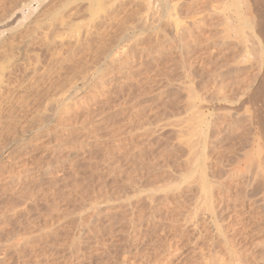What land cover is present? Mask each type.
<instances>
[{
  "label": "rangeland",
  "instance_id": "rangeland-1",
  "mask_svg": "<svg viewBox=\"0 0 264 264\" xmlns=\"http://www.w3.org/2000/svg\"><path fill=\"white\" fill-rule=\"evenodd\" d=\"M136 1L86 44L85 1L0 0V264H264V0Z\"/></svg>",
  "mask_w": 264,
  "mask_h": 264
},
{
  "label": "bare ground",
  "instance_id": "bare-ground-1",
  "mask_svg": "<svg viewBox=\"0 0 264 264\" xmlns=\"http://www.w3.org/2000/svg\"><path fill=\"white\" fill-rule=\"evenodd\" d=\"M64 2L62 3V5H61V3H59L61 6H63V7H61V8H57V6H55V10L53 11H51V12H53V14L51 15L52 16V18H53V20H60V16L61 15H63L64 13H65V10H64V12L62 13V10H63V8L65 9L66 7H68V6H70V5H72L74 2H76V1H78V0H63ZM85 1V2H84ZM136 1V0H135ZM141 1H143V0H141ZM148 1V0H147ZM164 2H165V4L169 7V5H170V7L172 8V6H171V4H169L170 3V0H163ZM175 1V0H174ZM59 1H57V3H58ZM62 2V1H61ZM79 2H80V0H79ZM82 2H84L85 3V6L83 7L84 9H81V10H83V11H85V13L86 14H84L85 15V18L87 19L86 20V31H85V29L83 30H81V28H82V26H84V24L82 25L81 24V28L80 27H78V28H74L73 29V26H76L75 24H72V22H70L71 21V19H70V21L68 22V19L67 20H65V18H68L69 16H70V14L68 13L67 15L65 14V15H63V16H61V18H62V20L60 21L61 22V24L62 25H60L61 27H59V29H55V28H57L55 25V31L56 30H58V31H56V32H58V34L59 35H61L60 33H62V31H64V32H66V34L67 33H69L68 34V36L69 37H71V36H74L73 34H75V36L77 35V39H79L78 37H80V34L81 35H84V34H82V33H80V34H76L75 32H84L85 34H87L88 36L89 35H100L101 33H102V31H105L106 29H107V26L108 25H110V23L112 24L113 22H115V21H117L116 20V18L118 17V16H120L121 17V15H119V13L120 12H118L119 10H123V9H121V8H124V10L127 8H125V5L129 2L128 0H82ZM82 2H80L81 4H82ZM137 2V1H136ZM139 2H140V0H139ZM138 2V3H139ZM149 2V1H148ZM161 2V1H160ZM172 2V1H171ZM196 2V1H195ZM56 3V4H57ZM77 3V2H76ZM79 3V4H80ZM130 3H131V0H130ZM130 3H128V5L130 4ZM175 3V2H174ZM59 4H58V6H59ZM70 4V5H69ZM78 4V5H79ZM145 4V3H144ZM160 4V3H159ZM164 4V5H165ZM134 5V4H133ZM138 5V4H137ZM175 5V4H174ZM76 6V5H75ZM152 6V5H151ZM158 6V5H157ZM162 6V5H161ZM78 7V6H77ZM134 7V6H133ZM138 7V6H137ZM145 7V6H144ZM75 8V7H74ZM73 8V9H74ZM151 8V7H150ZM170 8V9H171ZM62 9V10H61ZM66 9H68V8H66ZM71 9V8H70ZM167 9V8H166ZM76 10H80V7H78ZM75 10V11H76ZM137 10V9H136ZM135 10V11H136ZM71 11V10H70ZM69 11V12H70ZM82 11V12H83ZM165 11V10H164ZM175 11V10H174ZM133 12V11H132ZM67 13V12H66ZM72 13L74 14L75 12H73L72 11ZM84 13V12H83ZM117 13H118V16H117ZM122 13V12H121ZM120 13V14H121ZM133 13H136V12H133ZM78 14H79V11H78ZM125 14V13H124ZM69 15V16H68ZM76 15V14H75ZM136 15V14H135ZM64 16H68V17H64ZM76 16H78V15H76ZM124 16H126V15H124ZM181 16V15H180ZM59 17V18H58ZM81 17H84V16H81ZM73 18V17H72ZM65 21H64V20ZM80 19V18H79ZM79 19H77V20H79ZM138 19V18H137ZM168 19V18H167ZM76 20V19H75ZM76 20V21H77ZM67 21V22H66ZM73 21V20H72ZM75 21V22H76ZM120 21V19H118V22ZM136 21V20H135ZM156 21V20H155ZM59 22V23H60ZM63 22V23H62ZM64 22H66V23H64ZM85 21H83L82 23H84ZM57 23H58V21H57ZM57 23H56V25H57ZM59 23H58V25H59ZM73 23H74V21H73ZM129 23H131V22H129ZM115 24H117V22L115 23ZM119 24V23H118ZM145 24V23H144ZM148 24H149V22H148ZM77 25H78V23H77ZM136 25H138V24H136ZM115 26V25H114ZM127 26H128V23H127ZM131 26V25H130ZM129 26V27H130ZM138 26H140V25H138ZM112 27H113V25H112ZM125 27H126V25H125ZM124 27V28H125ZM142 27H144L143 26V24H142ZM127 28V27H126ZM125 28V29H126ZM132 28V27H131ZM147 28H148V26H147ZM154 28V27H153ZM91 29H93L92 30V32H91ZM128 29H130V28H128ZM135 29V28H134ZM60 30H61V32H60ZM73 30L75 31V32H73ZM122 30V29H121ZM148 30V29H147ZM155 30V29H154ZM73 32V33H72ZM155 32V31H154ZM139 33V32H138ZM103 34V33H102ZM105 34H106V32H105ZM126 34V33H125ZM130 34V33H129ZM132 34V33H131ZM79 35V36H78ZM119 35V34H118ZM86 36V35H85ZM85 36L84 37H82L83 39L85 38ZM88 36H86V37H88ZM104 37H105V35H103ZM103 36H102V38L100 37V39H98V37H97V39H98V44L100 45L104 40H102V42H100L99 43V40H101V39H103ZM125 36H127V35H125ZM155 36V35H154ZM121 37V36H120ZM75 38V37H74ZM81 38V37H80ZM82 38H81V40H82ZM93 38V37H92ZM91 38V39H92ZM122 38V37H121ZM124 38V40L126 39L125 37H123ZM129 38H130V35H129ZM132 38V37H131ZM130 38V39H131ZM88 39V38H87ZM87 39H84V41L85 40H87ZM91 39H89V40H91ZM96 39V40H97ZM129 39V40H130ZM160 39V38H159ZM94 40V39H93ZM95 40V41H96ZM128 40V39H127ZM128 40V41H129ZM77 41V44H81V43H78V40H76ZM83 41V40H82ZM88 41V40H87ZM94 41V42H95ZM118 42H119V40H117ZM117 41L116 42H113L112 43V41L111 42H109V44H105V46H104V43L101 45V47L98 45V44H96V46L98 47V48H102V46H104V47H106V45H109L110 47H109V49H107V51L104 49L103 51H101L102 53H104L105 51H106V53H108V55H109V53H110V55H111V52L114 50V48H115V44L114 43H117ZM134 41V40H133ZM152 41V40H151ZM92 42V41H91ZM90 42V43H91ZM84 43V42H83ZM85 43H86V41H85ZM88 43V42H87ZM86 43V44H87ZM96 43V42H95ZM110 43H111V45L112 44H114V45H110ZM119 43H122V42H119ZM125 43V42H124ZM128 43V42H127ZM92 44V43H91ZM94 44V43H93ZM123 44V43H122ZM82 45V44H81ZM118 45V44H117ZM128 45V44H127ZM84 46V45H83ZM88 47V49L86 48V50H88L89 51V45H87ZM121 47H123V46H125L126 47V45H124L123 44V46L122 45H120ZM131 45H129V46H127L126 47V50L127 51H132L133 50V47H130ZM96 47V48H97ZM124 47V48H125ZM128 47H130V49L128 48ZM79 48H80V46H79ZM108 48V47H107ZM120 47H117V49H118V51L119 50H121L122 48H120ZM124 48L122 49L123 51H124V54H126V52H125V50H124ZM132 48V49H131ZM84 49V48H83ZM82 49V50H83ZM103 49V48H102ZM121 50V51H122ZM115 51V50H114ZM114 51H113V53H114ZM117 51V52H118ZM121 51H119V54H122L121 53ZM122 51V52H123ZM116 52V51H115ZM116 52V54H118ZM133 52V51H132ZM131 52V53H132ZM101 53V55L100 56H98L97 58H100V57H103V54ZM113 53H112V55H113ZM130 53V54H131ZM116 54H114V55H116ZM86 55V54H85ZM133 55H134V52H133ZM118 56V55H117ZM129 55H127V57H128ZM131 56V55H130ZM108 57V56H107ZM119 57V56H118ZM116 58V57H115ZM101 59H103V58H101ZM101 59H99V60H101ZM108 59H111L110 61H113L112 59V57L110 56ZM121 59V58H120ZM99 60H97V61H99ZM116 60V59H115ZM130 60V59H129ZM107 61V60H106ZM103 62V61H102ZM108 62V61H107ZM109 63V62H108ZM210 72V71H209ZM1 74V73H0ZM189 90V89H188ZM194 90V89H193ZM190 92H192V91H190ZM189 92V93H190ZM193 98H194V96H193ZM229 98V97H228ZM191 99V98H190ZM189 99V100H190ZM187 102H189V101H187ZM192 102V101H191ZM190 108V107H189ZM231 108V107H230ZM254 133L255 134H257V131H254ZM243 138V137H242ZM255 138V137H254ZM257 138V137H256ZM209 139V138H208ZM244 139H246V138H244ZM201 141V140H200ZM213 141V140H212ZM240 142V141H239ZM243 143V142H242ZM192 144H193V142H192ZM244 145V144H243ZM199 155V154H198ZM201 155V154H200ZM203 155V154H202ZM207 155V154H206ZM212 156V155H211ZM222 156V155H221ZM205 158H209L208 156H206V157H204V159ZM211 158H213V157H211ZM211 158H209V159H211ZM214 158H216V157H214ZM199 159V158H198ZM218 159V160H217ZM217 159L215 160H213L212 162V164H214V163H216V164H214V165H217L218 164V162H221L222 163V161H219L220 160V158H218L217 157ZM197 161V160H196ZM204 161H206V159L204 160ZM217 161V162H216ZM193 162V161H192ZM194 162H195V160H194ZM193 162V163H194ZM208 162H211L210 160L208 161ZM205 163V162H204ZM220 163V164H221ZM263 163H264V160H263ZM206 164V163H205ZM211 164V163H210ZM204 165V164H203ZM208 165V164H207ZM219 165V164H218ZM264 165V164H263ZM189 166V165H188ZM211 166L212 165H210V168H211ZM208 167H209V165H208ZM207 167V168H208ZM214 167V166H213ZM212 167V169H214ZM236 167V166H235ZM204 168H205V170H208V169H206V167H202L200 164H196L195 166H194V164H193V166H192V171H195V172H193V173H195L196 175L198 174V177L196 178L197 179V183H198V179H199V182H200V191H201V193L200 194H202V197H201V199H202V205H203V208H205V209H207V210H209V209H211V210H213V208L215 207H217V205H218V203H216L215 204V198H213L212 196H214V194L212 195H210V190L211 189H213V188H210L209 189V185H208V181H207V179L205 178V170H204ZM233 168V167H232ZM231 168V170L232 171H230L231 172V174H232V172H234V170ZM217 169V168H216ZM211 170H209V172H210ZM235 171H237V173L239 174V172H240V170L238 171L237 170V168L235 169ZM243 171V170H242ZM207 172V171H206ZM211 173H212V171H211ZM217 173V172H216ZM236 173V172H235ZM236 173V174H237ZM242 172H240V174H241ZM191 174H192V172H191ZM190 173H189V175L187 174V178L185 177H183L182 179L183 180H188L189 179V177L190 176H193V175H195V174H193V175H191ZM207 174V173H206ZM225 174V173H224ZM227 174H229V173H227ZM230 174V175H231ZM145 175V174H144ZM234 175V174H233ZM242 175V174H241ZM212 176V175H211ZM210 176V177H211ZM217 177V176H216ZM230 177V176H229ZM194 179V178H193ZM212 179V178H211ZM182 180V181H183ZM195 180V179H194ZM214 180V179H213ZM165 181V180H164ZM209 181H210V178H209ZM166 182H168V181H166ZM185 182V181H184ZM213 182V181H212ZM162 183H163V181H162ZM187 183H188V181H187ZM194 183V182H193ZM133 184V183H132ZM152 184V183H151ZM185 184V183H184ZM190 184V183H189ZM223 184V183H222ZM221 184V185H222ZM236 184H237V182H236ZM197 185V184H196ZM211 185V187H213V185L212 184H210ZM238 185H239V183H238ZM163 186V185H162ZM185 186V185H184ZM184 186H183V188H181V190H183L184 189ZM199 186V185H198ZM235 186V185H234ZM171 187V186H170ZM218 187V186H217ZM232 187V186H231ZM165 188H166V186H165ZM179 188V187H178ZM187 188H188V186H187ZM227 188H228V186H227ZM230 188V187H229ZM138 189V188H137ZM199 189V188H198ZM197 189V190H198ZM217 189V188H216ZM233 189V188H232ZM235 189V188H234ZM165 190V189H164ZM181 190H179V191H181ZM220 190V189H219ZM222 190V189H221ZM237 190H239L238 188H237ZM153 191H155V190H153ZM172 191V190H171ZM178 191V192H179ZM196 191V190H195ZM231 191V190H230ZM234 191V190H233ZM232 191V192H233ZM221 192V191H220ZM211 193H212V190H211ZM215 193V192H214ZM235 193V192H234ZM157 194V193H156ZM169 194V193H168ZM216 194V193H215ZM222 194H224V195H221L222 197L219 199V200H217L216 199V201L217 202H219L220 201V203L222 204L221 206H220V213H219V215H218V213L216 214V212H215V214L216 215H218V217H219V219H222V218H224L223 220H227V222H236L237 224L238 223H242L241 225H240V227H236L235 229H233V234H232V236H233V238H236L235 237V235L236 234H238V233H235V231H237V230H240L241 228H242V226H244V223H243V221H242V219H240V220H236V216H238L239 214H232V215H229L228 213H230V211L229 210H231L232 208H236L235 207V203H233V202H230V198H229V202L230 203H232V208L230 207V206H226L229 202L228 201H226L227 199H228V197H231V193H229V195H228V193H227V191H223L222 192ZM194 195V194H193ZM220 195V194H219ZM239 195V194H238ZM152 196V195H151ZM168 195H166V197H167ZM177 196V195H176ZM194 196H196V197H198L197 196V194L196 195H194ZM235 196V195H234ZM233 196V197H234ZM132 197V196H131ZM173 197V196H172ZM193 197V196H192ZM215 197V196H214ZM218 197V196H217ZM238 197V196H237ZM128 198V197H127ZM151 198V197H150ZM153 198V197H152ZM164 198V197H163ZM168 198V197H167ZM166 198V199H167ZM232 198V197H231ZM236 198V197H235ZM239 198V197H238ZM114 199V198H113ZM141 199V198H140ZM165 199V198H164ZM172 199V198H171ZM177 199V198H176ZM199 200H197V203L198 202H200V198H198ZM240 199V198H239ZM106 200V199H105ZM115 200V199H114ZM120 200V199H119ZM237 200V199H236ZM165 201V200H164ZM170 200L168 199V202H169ZM179 201V200H178ZM177 201V202H178ZM171 202V201H170ZM226 202H228L227 204H226ZM236 202V201H235ZM125 203H126V201H125ZM171 203H173V202H171ZM197 203H196V205H197ZM238 203V202H237ZM240 203V202H239ZM238 203V204H239ZM130 204V203H129ZM132 204V203H131ZM198 204H200V203H198ZM126 205V204H125ZM125 205H124V207H125ZM133 205V204H132ZM220 205V204H219ZM229 205H231V204H229ZM241 205V204H240ZM123 206V205H122ZM165 206V205H164ZM244 206V203L242 204V207ZM189 207V206H188ZM202 207V206H201ZM242 207H240L239 209H237V210H235L234 209V211L235 212H239V211H241V208ZM203 208H202V210H203ZM219 208V207H218ZM184 209V208H183ZM195 209H197V207H195ZM201 209V208H200ZM204 209V210H205ZM136 210V209H135ZM181 210V209H180ZM215 211H216V209H214ZM233 210V209H232ZM154 211V210H153ZM177 211V210H176ZM184 211V210H183ZM141 212V211H140ZM140 212H139V214H140ZM196 212V211H195ZM234 212V213H235ZM145 213V212H144ZM211 213H213V212H211ZM243 213V212H242ZM252 214V213H251ZM145 215V214H144ZM183 215V214H182ZM240 215H241V213H240ZM248 215V214H247ZM142 216H143V214H142ZM153 216V215H152ZM133 217V216H132ZM145 217H146V215H145ZM217 217V216H216ZM247 217V216H246ZM141 218V217H140ZM151 218V217H150ZM153 218V217H152ZM255 218V217H254ZM147 222L145 223V224H148V222L150 221L149 220V216H148V220L146 219V218H144ZM154 219V218H153ZM197 219V218H196ZM250 219V218H249ZM133 220V219H132ZM136 220V219H135ZM137 220H138V215H137ZM136 220V221H137ZM140 220V219H139ZM143 220V219H142ZM175 220V219H174ZM186 220V219H185ZM256 220V219H255ZM141 221V220H140ZM139 221V222H140ZM187 221V220H186ZM196 221V220H195ZM194 221V222H195ZM33 222V221H32ZM133 222H135V221H133ZM151 222V221H150ZM149 222V224L151 225V226H154V224H153V222H151L150 223ZM192 222V221H191ZM201 222V221H200ZM181 223V222H180ZM197 224L195 225L196 226V228H199V227H197V226H201V225H203L202 223L201 224H198L199 222H196ZM249 223V222H248ZM144 224V226H146ZM148 224V225H149ZM153 224V225H152ZM183 224V223H182ZM134 225V224H133ZM140 225V224H139ZM147 225V226H148ZM143 226V225H142ZM180 224H178L177 222H173L172 221V223L170 224V226H169V229H171V231H182L181 230V228H180ZM194 226V227H195ZM225 226V225H224ZM219 226H217V228H218ZM221 228H222V226H220ZM155 228V227H154ZM163 228V227H162ZM231 228V227H230ZM147 229H150V227H148ZM146 229V230H147ZM156 229V228H155ZM243 229V228H242ZM152 231H154V229H151ZM166 230V229H165ZM164 230V231H165ZM143 231H144V229H143ZM238 232V231H237ZM240 234V233H239ZM44 235H45V233H44ZM242 235H244V232L242 231ZM241 235V236H242ZM205 237H206V235H204ZM202 237V238H205V237ZM243 237V236H242ZM246 237V236H245ZM182 238V237H181ZM152 239V238H151ZM150 239V240H151ZM208 239V238H207ZM239 239V238H238ZM203 240V239H202ZM243 240V239H242ZM242 240H239V241H242ZM153 241V239L151 240V242ZM155 241V240H154ZM209 241V240H208ZM213 241V240H212ZM234 241H237V240H234ZM150 242V241H149ZM207 242V241H206ZM238 242V241H237ZM236 242V243H237ZM28 243V242H27ZM214 243V242H213ZM208 244V243H207ZM238 244V243H237ZM240 244V243H239ZM26 245V244H25ZM11 248V247H10ZM233 248V247H232ZM238 248H239V246H238ZM242 249V248H241ZM239 250L236 248V249H230V255H231V258L232 257H234V260H233V262L232 263H230V264H254L253 262H251L252 261V259H251V261L249 260V261H247V262H243L242 260H240V258L241 257H238L239 256ZM245 255H247V254H245ZM249 255V254H248ZM230 261H232V260H230ZM254 261H255V259H254ZM224 264V263H223ZM256 264V263H255Z\"/></svg>",
  "mask_w": 264,
  "mask_h": 264
}]
</instances>
